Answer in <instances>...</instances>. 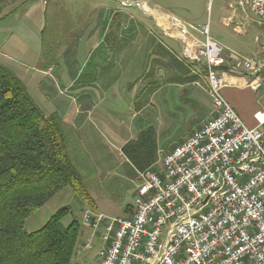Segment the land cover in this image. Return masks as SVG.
<instances>
[{"label":"built area","instance_id":"built-area-1","mask_svg":"<svg viewBox=\"0 0 264 264\" xmlns=\"http://www.w3.org/2000/svg\"><path fill=\"white\" fill-rule=\"evenodd\" d=\"M116 1L166 23L157 24L163 37L179 42L183 62L204 74L212 112L163 157L160 174L139 175L131 217L84 212L101 232L100 264H264V56L227 50L211 38L209 23L189 24L145 1ZM235 2L262 25L264 0ZM224 77L247 78L259 105L255 127L224 98Z\"/></svg>","mask_w":264,"mask_h":264},{"label":"crops","instance_id":"crops-1","mask_svg":"<svg viewBox=\"0 0 264 264\" xmlns=\"http://www.w3.org/2000/svg\"><path fill=\"white\" fill-rule=\"evenodd\" d=\"M65 1L69 0H0V66L24 84L45 116L56 114L74 131L96 171L98 166L105 169V153L97 148L100 135L108 145H126V122L121 116L109 114L112 107L132 108L141 88L163 79L164 65L170 69V81L176 80L180 74L172 68V62L190 71L193 79L203 76H195L180 58L179 42L163 37L157 27H166L162 20H153L139 9H123L116 0H81L73 11L68 10ZM135 1L169 11L158 0H150L151 4L149 0ZM179 2L181 19L189 24L209 23L210 31L217 25L241 39L249 33L251 11L242 10L235 0H220L214 18L206 16L207 0ZM156 14L162 18V13ZM64 17L74 18L68 40L59 21ZM47 29L55 31L46 37ZM212 39L239 53L221 38ZM167 42L178 45L179 52ZM259 51L258 58L264 56V47ZM224 82L226 101L248 127H255L253 115L259 105L257 95L246 88L247 78L224 77ZM24 227L27 231L26 223Z\"/></svg>","mask_w":264,"mask_h":264},{"label":"rangeland","instance_id":"rangeland-1","mask_svg":"<svg viewBox=\"0 0 264 264\" xmlns=\"http://www.w3.org/2000/svg\"><path fill=\"white\" fill-rule=\"evenodd\" d=\"M148 2L151 4L150 0ZM157 2L164 9L169 10L168 12L171 11L170 13L183 17L178 10L182 5L179 0H158ZM207 2L206 16L212 15L214 18L216 6L220 0H207ZM80 3L81 0L65 1L68 10L71 11L75 10ZM249 14L253 20L255 18L253 13L249 12ZM59 21L66 33L64 36L67 40L71 39L72 34L67 32L72 31L73 28L70 27L74 18L64 17ZM263 24L264 20L261 26L252 22L248 26L249 33L244 39L227 34L217 25L211 27L210 36L215 39L221 38L223 42L239 52L238 54L257 59L259 47H264ZM52 32L47 29L46 37ZM167 44L173 45L179 52L178 45L173 42H167ZM172 68L180 74L176 80L170 81L168 75L170 69L164 65L163 79L145 85L144 90L141 88L132 108L117 105L112 107L113 111L109 114L113 115L112 117L121 116L126 122L127 129L124 131L126 145L123 147L108 145L104 136L99 134L102 140H96L97 148L105 153L103 155L105 169L98 166L95 171L88 156L81 150L80 153H76L81 160L79 173L91 202L86 203L67 187L25 220L27 231H37L55 212L62 208L69 209L70 214L63 218L62 226L66 228L72 221H76L79 225L76 231V242L70 252L69 264H100L97 252L101 243V232L94 227L93 221H84V212L101 214L109 220L131 217V205L139 175L149 171L160 174L163 157L175 146L184 142L195 129L207 122L209 116L211 117L212 100L207 83L203 79L204 74H202L203 78H199L200 80L193 79L189 75L190 71L185 70L186 68L180 64L172 62ZM152 92L156 94L150 97Z\"/></svg>","mask_w":264,"mask_h":264},{"label":"trees","instance_id":"trees-1","mask_svg":"<svg viewBox=\"0 0 264 264\" xmlns=\"http://www.w3.org/2000/svg\"><path fill=\"white\" fill-rule=\"evenodd\" d=\"M80 150L74 131L56 114L45 116L24 84L0 66V264H69L79 226H62L69 209L35 232L24 224L67 187L91 202L79 173Z\"/></svg>","mask_w":264,"mask_h":264},{"label":"bare ground","instance_id":"bare-ground-1","mask_svg":"<svg viewBox=\"0 0 264 264\" xmlns=\"http://www.w3.org/2000/svg\"><path fill=\"white\" fill-rule=\"evenodd\" d=\"M192 134V133H191Z\"/></svg>","mask_w":264,"mask_h":264}]
</instances>
